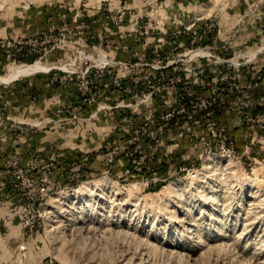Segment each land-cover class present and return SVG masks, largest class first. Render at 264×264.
<instances>
[{
    "label": "rangeland",
    "instance_id": "1",
    "mask_svg": "<svg viewBox=\"0 0 264 264\" xmlns=\"http://www.w3.org/2000/svg\"><path fill=\"white\" fill-rule=\"evenodd\" d=\"M237 20L263 27L264 0H0V78L38 64L46 68L10 82L0 80V90L35 77H49L47 89L53 88L51 74L56 71L47 74L52 67L83 73L86 62L135 65L154 60V50L161 62L171 57L185 65L189 57H178L193 47L221 59L253 61L242 70L243 84H249L252 74L264 78L261 70H252L264 53V41L231 56L217 55L202 44L207 35L237 28ZM82 23L90 28H80ZM200 35L204 38L194 44ZM126 46L129 51H124ZM195 64L214 67L211 59ZM217 69L233 75L227 64ZM124 71L130 73L131 88L133 79L151 72L132 67ZM212 75L201 89L204 101L196 100L200 89L191 86L190 108L164 128L157 149L139 148L134 140L145 118L130 109H106L118 103L112 87L103 88L106 98L84 107L83 114L58 117L59 107L68 109L81 100L76 82L58 85L60 96L50 103L48 119L29 120V126L7 120L0 103V151L25 163L44 159L55 167L57 187L40 206L42 217L30 251L48 256L53 264H264V102L247 99L264 89V82L212 108L207 101L213 97L212 87L226 86ZM178 76L183 79L185 74ZM186 87L179 86V93ZM174 99L169 105L161 99L155 104L161 111L183 110ZM138 100L135 95L126 103ZM147 112L143 110L152 122L158 120ZM157 122L144 128L139 144L153 145ZM222 129L226 132L219 137ZM224 134L229 143L222 147ZM31 136L34 144L28 148ZM60 136L82 143L62 151ZM42 140L46 147L39 151L35 145ZM140 151L150 159L130 157ZM110 153H116L114 159H107ZM59 159L80 160L61 168ZM17 194L0 202L5 214L9 204L19 209L26 203ZM12 220L20 223L19 217Z\"/></svg>",
    "mask_w": 264,
    "mask_h": 264
},
{
    "label": "built area",
    "instance_id": "2",
    "mask_svg": "<svg viewBox=\"0 0 264 264\" xmlns=\"http://www.w3.org/2000/svg\"><path fill=\"white\" fill-rule=\"evenodd\" d=\"M113 19L114 24H118ZM93 23H96L95 21ZM80 28L89 29L90 25L86 26L85 23H82ZM143 35V34H142ZM204 38L203 35L198 36L194 40V44L197 41H201ZM161 42V40H158ZM124 51H129V47H123ZM205 48L193 47L187 50L185 55H181V57H189V60L185 62V65H180L181 61L178 59H170L163 58L164 62H161V55L159 51L154 50L153 54L155 59L151 62L144 60L140 63H136L133 65L132 63H125L121 61H105L100 62L99 64L90 65L89 62H86V69L83 73L69 71L67 69L63 70L59 67H52L47 71V74H51L52 76V84L67 86L72 82H76L78 94L80 95V104L71 106L70 110L65 107H59L57 109V116L61 117L64 113L71 114H80L83 112L84 107H92L94 105H98V102L101 99H105V93L103 92V88L112 87V95L116 96L118 103L114 107L106 108L108 110H118L121 109H130L137 116H142L140 119H144L147 123L144 124L143 128L136 130L137 138L134 140L137 141V145L139 148H159L161 147V133L165 130L164 128L168 127L169 124L179 117L181 113L186 112V106L190 108L188 104L190 100H193L194 97L191 88L198 87L200 89V97L196 98V100L200 99V101H204L203 94L201 93V89H206L208 86V76L213 74L212 76L217 79V83H221V85H226L225 88L221 89L220 87H212V95L213 97L207 98L208 103L212 108H216L215 106L221 105L225 103V99L230 96L237 95H245L248 91L257 88L261 82H264V78L261 76H257L252 74L251 81L249 84H243V73L242 70L247 67L249 64H253V61L247 62H234L235 58L232 60L221 59L215 56L213 53L206 51ZM256 58V57H255ZM211 59L214 63V67H210L209 64H195L197 61H207ZM229 65L230 70L233 71L232 77L228 75H224L218 71V67H222L224 65ZM181 66L182 68H180ZM113 67H119L120 71L116 74L111 70ZM139 68L143 71L151 70L150 73L145 72L143 75H138L137 79H133L134 87L131 88L128 86L130 78L129 71L125 72L124 70H128V68ZM66 68V66H65ZM125 68V69H124ZM179 70V72H177ZM183 72L185 77L182 79L178 76L179 73ZM82 75H84L82 77ZM142 86V91L138 89ZM184 90L183 93H179L178 87ZM190 86V87H188ZM192 86V87H191ZM183 87V88H182ZM139 99L136 104L126 103L129 97L135 96ZM173 96H175V101L179 100V105L183 110L181 111H161L156 106V101L159 99L166 100L164 101V105H169L173 100ZM99 99V101H98ZM160 100V101H161ZM206 105V103H205ZM185 106V107H184ZM147 107V108H146ZM104 107H100L99 109H103ZM148 110V114L152 116V118L158 117L159 127L155 128L154 135V143L152 146L148 147V145L144 146L143 143H140V136L145 137L146 133L145 127H152L156 122H152L148 119L143 113V110ZM71 111V112H70ZM83 114V113H82ZM13 122V124L25 125L29 126V124L17 122L13 118H8ZM64 120H61L59 123H64ZM129 122V121H128ZM131 122V121H130ZM162 122L163 128H160V123ZM42 124V123H41ZM152 124V125H150ZM210 132L215 136L216 131H214L211 123H208ZM15 125H12L14 127ZM20 128V127H19ZM219 137L222 136L223 132H226L225 129L219 131ZM149 136V135H148ZM150 137V136H149ZM229 143L228 139L224 134V140H222V147H224L225 143ZM130 143H135L130 141ZM230 144L233 145L231 142ZM116 153H110L107 155V159H114ZM150 155L144 154L143 151H140L138 155L130 154L132 159H150ZM4 160V175L11 176L13 181L11 186L16 189L22 196V199L26 201L24 205H22L19 209L11 208L13 204H9L7 206L10 209L7 212L8 218H20V223L23 230L26 232L29 238H34L37 233V228L39 226L40 219L42 217L40 206L45 201V199L54 191L57 187L56 182L53 178L54 175V165L51 163H47L44 159H32L25 163L24 159H22L18 155L13 156H5L3 152L0 151V161ZM79 169V168H77ZM28 244L22 243L18 246V250L20 252H28Z\"/></svg>",
    "mask_w": 264,
    "mask_h": 264
},
{
    "label": "crops",
    "instance_id": "3",
    "mask_svg": "<svg viewBox=\"0 0 264 264\" xmlns=\"http://www.w3.org/2000/svg\"><path fill=\"white\" fill-rule=\"evenodd\" d=\"M201 23L197 28H200ZM237 28L231 30H225L227 33L211 34L207 35L203 40L202 44L205 47H211L215 50L217 55L225 56L227 52L228 55H234L238 51L250 49L257 45L259 42L264 41V26L263 27H249V23L246 21L240 23L237 20L235 24ZM3 33H1L2 36ZM264 50V45L262 51ZM261 51V52H262ZM260 53V52H258ZM257 53V54H258ZM256 54V55H257ZM261 70L264 74V53L259 57L258 63L252 70ZM250 73L249 69L244 70V73ZM49 77H35L22 81H18L8 87H4L0 90V103L5 105L3 109V115L15 119H26L28 121L48 119L49 116V106L54 98H59L60 94L52 96H31L29 95V90L31 89H42L46 88L48 85ZM249 103H256L259 101L264 102V89H259L253 92L252 95L247 97ZM264 104V103H263ZM7 106V107H6ZM62 140V151L71 148L72 144L74 147L72 149L80 147L79 143H82L81 139H70L67 137H61ZM69 138V137H68ZM12 139V138H10ZM89 140L93 141V138ZM34 136H31L27 141V147H33ZM60 143V141H59ZM39 151H42L46 147V141L42 140L39 145H35ZM37 150V151H38ZM66 155V152L61 154ZM28 157V156H27ZM59 167L63 168L65 164L69 161L80 160V159H59ZM94 161V160H93ZM91 168H93V162H91ZM4 160L0 161V202L17 197V190L13 189L11 183L13 178L11 176L4 175ZM6 181V183L4 182ZM8 184V186L6 185ZM6 185V186H5ZM2 204L0 203V206ZM0 211V264H53L49 261L48 256H39L37 253L30 251V247L33 244V240L29 238L26 232L23 230L21 224L18 220H12L8 218L7 214L4 213V209L1 208ZM22 243H27L29 246L28 252H20L18 246Z\"/></svg>",
    "mask_w": 264,
    "mask_h": 264
},
{
    "label": "bare ground",
    "instance_id": "4",
    "mask_svg": "<svg viewBox=\"0 0 264 264\" xmlns=\"http://www.w3.org/2000/svg\"><path fill=\"white\" fill-rule=\"evenodd\" d=\"M256 56V55H255ZM23 69V68H22ZM46 70L45 67L43 66H40L39 64L38 65H34V66H31L29 68H27L26 70L24 71H17L15 74H13L11 77H9L8 79H2L0 78L1 81H5V82H10L12 80H15L21 76H27V75H32V74H35V73H38V72H42Z\"/></svg>",
    "mask_w": 264,
    "mask_h": 264
},
{
    "label": "trees",
    "instance_id": "5",
    "mask_svg": "<svg viewBox=\"0 0 264 264\" xmlns=\"http://www.w3.org/2000/svg\"><path fill=\"white\" fill-rule=\"evenodd\" d=\"M59 88L60 87H58V85H56L53 88H48V89L42 88V89L38 90V89L34 88V89L29 90V95H31V96H34V95H37V96H45V95L52 96L54 93L56 94V93L61 91V90H59ZM167 166H169V160L168 161L166 160V163H165L164 167L167 168Z\"/></svg>",
    "mask_w": 264,
    "mask_h": 264
}]
</instances>
